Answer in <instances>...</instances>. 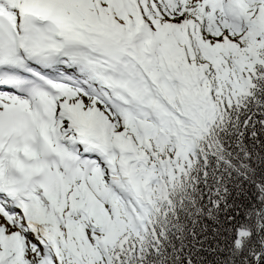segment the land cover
Returning a JSON list of instances; mask_svg holds the SVG:
<instances>
[{
  "label": "snow or ice",
  "instance_id": "6c2138e0",
  "mask_svg": "<svg viewBox=\"0 0 264 264\" xmlns=\"http://www.w3.org/2000/svg\"><path fill=\"white\" fill-rule=\"evenodd\" d=\"M0 264H264V0H0Z\"/></svg>",
  "mask_w": 264,
  "mask_h": 264
}]
</instances>
